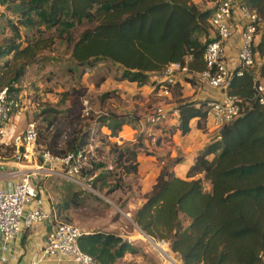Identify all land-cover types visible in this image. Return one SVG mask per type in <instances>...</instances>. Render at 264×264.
<instances>
[{"label": "trees", "instance_id": "trees-1", "mask_svg": "<svg viewBox=\"0 0 264 264\" xmlns=\"http://www.w3.org/2000/svg\"><path fill=\"white\" fill-rule=\"evenodd\" d=\"M220 1L0 0L1 14H9L5 23L11 33L0 43V88L6 87L8 95L18 96L15 83L27 65L38 60V51L53 43L49 35L22 37L19 28L39 33L57 30L56 37L65 38L70 44L69 56L79 67V76L104 60L120 69L116 80L138 87L157 88L170 63L185 65L184 75L195 78L205 68L202 52L214 38L209 19ZM238 1L240 8L256 15L254 37L256 47L263 51L259 35L264 30V0ZM206 2L212 6L205 8ZM77 27H82L77 37H69ZM236 69L229 72L223 92L238 99V115L211 131L184 177L173 171L182 160L180 156L160 166L149 192L131 215L141 232L166 241L180 264H264V106L257 103L253 91L254 83L264 77V60L258 78H253L250 69L238 76ZM103 80L104 77L99 78L96 86ZM210 101L213 100L177 99L175 126L168 125L165 134H160L154 143L170 146L173 132L186 134L192 118H196L197 128L204 131ZM49 111L52 109L42 110L45 128L54 121V116L48 117ZM105 119L98 118L103 122ZM119 125L113 120L111 129ZM35 132L37 149L56 156L85 148L93 135L86 128L79 137L60 141L57 130L46 135L35 127ZM8 149L10 145L4 144V150ZM140 155L161 161L159 152L145 149L141 142L133 143L115 150V159L110 163L96 154L98 160H90V166L81 169L79 176L89 181L93 189L105 186L106 178L112 177L116 189L123 176L136 174ZM203 182L207 183L206 189ZM88 196L71 191L68 198L53 206V222L69 223L58 219V215L81 207ZM76 243L99 264H115L125 253L136 251L131 241L101 230H80Z\"/></svg>", "mask_w": 264, "mask_h": 264}, {"label": "rangeland", "instance_id": "rangeland-1", "mask_svg": "<svg viewBox=\"0 0 264 264\" xmlns=\"http://www.w3.org/2000/svg\"><path fill=\"white\" fill-rule=\"evenodd\" d=\"M200 2L201 0L196 3ZM2 11L3 7L0 5V43L11 36L5 23L9 14L5 11L1 14ZM81 29L82 27H77L68 36L76 38ZM19 32L22 37L49 35L53 37V43L50 47L38 51V60L27 65L24 75L14 85L25 109L20 115H15L20 117L19 119L12 117L8 123L4 140L10 145V149L4 150V144H0L1 161L12 160L15 139L27 122H32L36 130L46 135L54 130L59 131L60 141L79 137L86 128H90L93 131L90 143L94 152L108 163L115 159V150L140 142L145 149L160 153L161 161L153 156L156 161L147 163L152 173L175 157H168L166 145L154 143L157 137L162 136L159 130L168 127L169 119L173 117L172 108L167 109L173 102L172 98L163 96L158 91L154 92L155 98L150 97L143 94L144 92L141 93L142 89H138L134 83L116 80L120 69L109 61L102 60L92 71L79 76V67L74 66L69 56L70 44H66L65 38L56 37L57 30L39 33L34 29L19 28ZM176 76L184 81L188 79V86L201 83L197 78L187 77L183 73H176ZM103 77L102 83L96 86V81ZM200 87L213 94L222 92L217 88ZM157 106L166 110L167 120L151 124L147 117ZM45 108L52 109L49 111V118L54 116L53 124L48 128H45V114H42ZM99 117L106 119L103 122L98 120ZM113 120L120 122L119 128L111 129ZM158 147L162 149L158 151ZM59 169L61 168L58 167ZM126 177L121 178L116 189L112 177L106 178L105 186L98 185L93 189L89 181L83 180L85 184L83 183L82 187L62 176L40 174L36 185L42 189L52 207L61 203L63 198H68L71 191L75 190L80 195L88 193L89 196L81 207L61 211L58 219L71 223L79 230L112 232L121 235L126 241H131L136 251L125 253L115 264H165L163 257L144 240L143 232L137 230L131 218L133 211L125 214L130 195L138 193L139 189L138 185H134L133 181ZM202 186L206 189L207 183L203 182Z\"/></svg>", "mask_w": 264, "mask_h": 264}, {"label": "built area", "instance_id": "built-area-1", "mask_svg": "<svg viewBox=\"0 0 264 264\" xmlns=\"http://www.w3.org/2000/svg\"><path fill=\"white\" fill-rule=\"evenodd\" d=\"M233 0H221L214 10L209 24L214 38L207 42L202 52L205 68L196 73L210 88L222 90L218 99L209 102L207 122L210 131H215L232 121L239 113L238 99L234 95L223 92L227 84L229 72L224 57V43L230 36L228 20L231 16ZM244 23L241 28L240 44L236 53V75H241L244 69L254 63L252 46L256 34V15L240 8ZM264 53V30L259 35ZM234 69V68H233ZM185 65L179 63L168 64L158 81V92L168 96L175 83L176 73H186ZM254 97L258 104L264 106V77L253 85ZM25 109L19 96L8 95L6 87L0 88V143H5L4 137L8 123L12 116L20 115ZM167 112L162 106H157L147 117L151 124L164 122ZM35 126L32 122L24 124L19 136L15 139V149L12 160L14 169L2 171L6 162L0 160V172L7 177L0 186V248L9 249V244L15 240L17 234L26 228L52 219L53 207L44 208V193L36 185L38 175L62 176L73 184L84 186L79 176L81 169L90 166V160H98L91 143L81 150L71 151L63 156H56L47 150H38L35 145ZM91 140V138H90ZM17 142V143H16ZM58 167L61 169L58 170ZM37 186V194L30 195L31 184ZM84 183V184H83ZM81 187V188H82ZM127 214V213H125ZM53 230L46 237L40 251L34 253L29 264L51 259L55 262L70 260L73 264H99L92 257L81 251L76 243L80 230L70 223L56 221ZM150 245L163 257L165 264H180L175 253L162 239L154 240L143 233ZM1 260H4L1 257Z\"/></svg>", "mask_w": 264, "mask_h": 264}, {"label": "crops", "instance_id": "crops-1", "mask_svg": "<svg viewBox=\"0 0 264 264\" xmlns=\"http://www.w3.org/2000/svg\"><path fill=\"white\" fill-rule=\"evenodd\" d=\"M193 1L197 2L199 0L196 1L193 0ZM205 4H206L204 6L205 8L212 6L210 2H206ZM243 23H244V19L242 18L240 12L239 1L235 0L234 6L232 8L231 16L228 20L230 36L224 43V57H225L226 67L228 69H233L237 65L236 53L240 44L241 28ZM256 39L257 38L254 37V42L252 46L254 63L252 67L247 68L250 69L249 71H251L253 78H258V75L260 74L258 69L260 68L261 63L264 60L263 51H261L259 47H256L257 45ZM263 73H264V69H263ZM195 78H197L201 83L197 84V86H188V83L186 81H184L180 77H176L175 83L171 87V90L167 96L168 98L173 99V102L170 103L169 105L170 107H167V109L172 108L171 110L173 116L171 119H169V123H168L169 125L172 124V126H175L177 121V113L174 110V106L176 105L177 99L189 98V99H197V100H203V99L215 100L221 96L222 92L218 94H213L210 93L208 90H206L204 87H200L207 85L205 84V82L200 80L197 77V75ZM139 88L142 89L140 91L141 93L144 92L143 94H146L150 97H152L155 94L154 93L155 91H158L157 90L158 88H155L154 86H142V87H138V89ZM12 117L18 119L20 118L16 116H12ZM16 122L17 121H15V123ZM188 125H189V131L184 135H180L178 131L175 130L171 135L172 144L170 146L168 145L166 146V150H169L168 153L169 158L173 156H180L182 158L181 162L173 168L174 174L178 177H184L186 169L189 166V164L192 162L196 151L202 146V144L211 134L208 122H206L205 125L206 128L204 131H201L200 129L197 128L196 118L190 119ZM166 129L167 127L164 128L163 133H161L159 130L160 134H165ZM152 160L156 161L152 156H141V155L137 156L138 167L136 174L134 175L129 174L126 177L127 179H131L134 185L139 186L138 193L135 192L133 195H130V201L127 203L126 206L128 207L127 208L128 210L125 211V213L127 214H129L131 210L134 211L140 205V203L143 201V196L147 192H149L151 185L154 182V178L156 176L158 169L154 173H152V169H150V167L147 164V163H151ZM14 168L15 165H13V163L6 161L5 166H3L4 170L2 171L14 169ZM6 179L7 177L3 175V172H0V186L4 184ZM35 194H37V186L35 185V183H32L30 188V195L33 196ZM43 206L44 208L51 207L45 195H44ZM54 224L55 223L53 222V220H47L37 225H34L30 228L22 229L17 234L15 240L9 244V249L7 251L4 252L0 248V264H29L32 255L40 251V249L42 248L46 237L53 230ZM137 230L141 232L138 228ZM84 231L87 232L90 230H84ZM119 236L121 237V235ZM0 245H1V239H0ZM1 257H3L4 260H1ZM38 264H73V263L67 259L61 260L60 262H55L54 260L46 259L39 262Z\"/></svg>", "mask_w": 264, "mask_h": 264}]
</instances>
